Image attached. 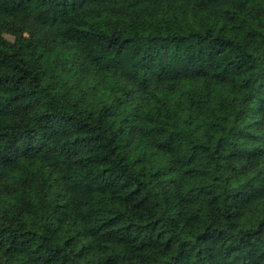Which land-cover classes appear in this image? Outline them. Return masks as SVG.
Listing matches in <instances>:
<instances>
[{"label":"trees","instance_id":"trees-1","mask_svg":"<svg viewBox=\"0 0 264 264\" xmlns=\"http://www.w3.org/2000/svg\"><path fill=\"white\" fill-rule=\"evenodd\" d=\"M0 264H264V0H0Z\"/></svg>","mask_w":264,"mask_h":264},{"label":"rangeland","instance_id":"rangeland-1","mask_svg":"<svg viewBox=\"0 0 264 264\" xmlns=\"http://www.w3.org/2000/svg\"><path fill=\"white\" fill-rule=\"evenodd\" d=\"M25 33H26L27 36H29L31 34V30L27 29ZM7 36L10 37V38H13L12 35H7Z\"/></svg>","mask_w":264,"mask_h":264}]
</instances>
